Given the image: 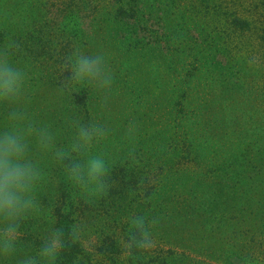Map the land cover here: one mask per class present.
Here are the masks:
<instances>
[{
    "label": "rangeland",
    "instance_id": "obj_1",
    "mask_svg": "<svg viewBox=\"0 0 264 264\" xmlns=\"http://www.w3.org/2000/svg\"><path fill=\"white\" fill-rule=\"evenodd\" d=\"M123 9L134 17H123ZM2 26L0 62L21 70L25 86L31 78H42L44 86L62 80L72 72L74 56L102 59L106 83L77 85L72 74L67 82L90 93L87 103L99 113L100 129L129 133L131 141L104 147L106 152L128 162V175L147 173L140 175L138 194L125 198L132 209L127 213L77 206L72 236H61L54 264L67 241L78 243L79 251L60 264H155L166 258L167 264H224L222 245L236 241L231 238L240 226L230 223L242 214L243 199L252 202L257 224H264V0H0ZM17 47L39 59L20 62ZM129 87L138 88L137 95ZM29 89L0 99V132L19 125ZM43 95L48 103L35 107L37 123L61 92L47 88ZM48 131L54 145L57 128ZM87 147L86 160L97 156ZM32 152L28 158L37 165ZM44 158L50 165H37L32 210L19 220L17 248L0 247V264H27L30 255L35 264L42 243L62 234L54 208L41 197L47 192L60 199L56 190L64 181L53 169L61 161ZM190 180L215 192L208 211L200 209L207 193L189 201L182 195ZM38 184L44 189H35ZM137 220L140 236L132 227ZM260 226L259 248L244 264H264Z\"/></svg>",
    "mask_w": 264,
    "mask_h": 264
},
{
    "label": "trees",
    "instance_id": "obj_2",
    "mask_svg": "<svg viewBox=\"0 0 264 264\" xmlns=\"http://www.w3.org/2000/svg\"><path fill=\"white\" fill-rule=\"evenodd\" d=\"M120 13L123 15V17H134V13L127 12V9L121 10ZM1 29H4V27L2 26L0 30ZM4 38L5 36H0V45L4 42ZM18 48L19 47L13 50V53L19 56V58H23V60L20 62L33 65L36 62L35 60H33V58L39 59L38 56H33V54L28 49H25V51L22 52V50ZM28 55L31 57H29ZM71 74V71H67L62 75V80H59V78L55 77L56 79H58V81L51 83L50 85L52 86H44L42 78H31L30 84H28V86H25L26 84H23L21 93H25L30 88L28 93L31 95L28 99L27 104L24 103V105L21 104L20 106L21 108H24H20L21 110L18 113V116H20L21 118L19 125H17L21 126L20 128L25 131H27L29 127L38 129L39 124H43V128L48 127L47 129L57 128V140L56 142H54V145L50 146L49 149L52 150V152L48 154L46 153L45 149L44 153L39 152L38 148L40 145L37 142L36 136L34 134L28 135L26 138L28 151H33L31 153V156L34 157V159H37V165L39 166H48L49 160L46 159L44 161V157L50 155L56 156L57 150L70 144L77 138L78 132L81 128L95 130L93 131V139L89 144L91 145V147H94V155H99L107 163L106 172L103 177L104 190L100 193H96L95 191L84 193L78 185L74 184L71 179H69L67 175V167L70 161L65 160L57 164V166L53 169L60 170L59 172L62 173V175H60L61 179L64 181L62 183V186H60V188L56 190L57 193H59L60 199H56L57 196H53L52 194H49L47 192H42L41 194L42 199H44L50 205V207L54 208L55 216L57 217L59 224L63 225L61 226V236L63 235L64 240L69 239L72 236L71 225L74 223V211L77 209V206L80 205L84 208L86 207L94 210L99 209V211L108 208L106 210L107 213H115L116 211L117 213L122 214L127 213L132 209H129L131 208V206L126 205L125 198L128 195H133L135 197V194H138L137 187H139L138 184L140 185V183L142 182V177L140 178V175H147V173L142 170L132 171V174L128 175V173L130 174V171L125 168V165L128 162L123 158L119 159V154L117 153H111L109 151L106 152L107 148L105 149L104 147L116 146V142H119V144L121 145L131 141L130 137H128L129 133L124 129H100L98 121V116L100 115H98V112H95L92 105L89 108V105L87 103L88 100L90 101V93L86 90H79L77 88L70 87L67 80L71 82ZM190 77L191 75L187 76L186 79H189L190 81ZM54 87H56V90L61 92V95L60 97L58 95V97L55 98L52 104V106H54L53 111L49 109V114L38 113L41 115V117L39 122L37 123L36 120L38 118V115L34 112V109L39 103H48L46 101V96H44L43 94L45 90H47V88H52L54 90ZM129 90L137 95L135 91H138V88L129 87ZM174 106L175 108L177 107L176 103ZM62 116L66 118L63 119ZM46 121H48V123H46ZM60 126H62L61 130ZM96 131H98L100 134L97 135ZM54 147H56V150H53ZM113 150L116 151L117 148L114 147ZM85 152H87V150L73 153L72 158L79 160L81 164H86L87 160L85 157ZM51 166L54 167V165ZM133 168L136 169L135 165H133ZM50 171L51 170L49 169V172ZM44 172L45 171L41 173V181H45V178H48L49 176V174H45ZM134 174H136V177L134 176ZM127 177H131L133 179H128L127 181ZM242 180L247 181L246 178L243 177ZM188 182L189 183L182 186V195H185V193H187L188 196L186 198L189 197L191 199V197H196L197 199V196L199 194H202V192L204 194L207 193L202 198L205 201H201L200 209L203 211H208L213 206L215 192L210 193V186L208 184H204L203 182L200 184H194L195 182L192 183L191 180ZM213 187H215V184L211 185V189H215ZM35 189H39L41 191L44 189V186L38 184ZM76 193L79 195V198L75 197ZM189 198L188 201L190 200ZM243 202L247 203L245 199H243ZM245 203L240 209V211H242V214L239 213L237 216H234V220H232V222L230 223L238 224V226H240L239 229H237V234L231 238V240L236 241L230 244L222 245L221 253H223L222 256H224V264H244L252 257V251L255 248H259L257 245L260 243H258L257 241H259V238L261 237L259 236L261 231H259L258 229L261 228L260 225L264 226V224H257L258 222L256 221L255 217H252L251 212L249 211V208L252 206V202H249L248 205ZM109 204H111V206H108ZM99 207H102L103 209ZM224 212L227 216L231 215L229 213L230 211L224 210ZM23 224L25 223L23 222ZM223 224L229 223L224 222ZM141 229L142 228L137 230L138 236H140L142 232ZM78 247V243H73L72 241L65 242L64 246H62L61 252L57 257L56 264H60L63 261L64 255L66 257H68L69 255L70 259H72V255H74L75 251H79ZM166 259H161L155 264H167Z\"/></svg>",
    "mask_w": 264,
    "mask_h": 264
},
{
    "label": "clouds",
    "instance_id": "obj_3",
    "mask_svg": "<svg viewBox=\"0 0 264 264\" xmlns=\"http://www.w3.org/2000/svg\"><path fill=\"white\" fill-rule=\"evenodd\" d=\"M102 59L89 56H74L72 66L73 81L77 85L103 79ZM24 78L21 70L8 62H0V99H11L22 89ZM93 131L81 128L77 138L56 151V158L63 162L69 160L67 175L84 193L102 192L103 177L107 163L100 156L90 157L86 164L73 159L72 154L87 150L93 139ZM35 135L42 149H49L52 137L47 128L29 127L27 131L13 126L6 132H0V247L14 251L18 244L19 220L32 210L31 192L39 178V169L28 158L26 138ZM96 134L100 133L96 131ZM133 228L142 227V221H133ZM61 235L54 233L40 246L35 264H54L61 245ZM27 264H34L30 255Z\"/></svg>",
    "mask_w": 264,
    "mask_h": 264
}]
</instances>
